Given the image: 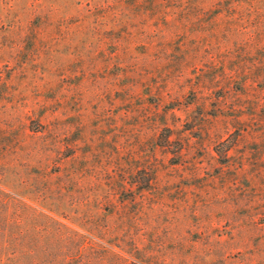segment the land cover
<instances>
[{"label": "rangeland", "instance_id": "374dc122", "mask_svg": "<svg viewBox=\"0 0 264 264\" xmlns=\"http://www.w3.org/2000/svg\"><path fill=\"white\" fill-rule=\"evenodd\" d=\"M0 264H264V0H0Z\"/></svg>", "mask_w": 264, "mask_h": 264}]
</instances>
